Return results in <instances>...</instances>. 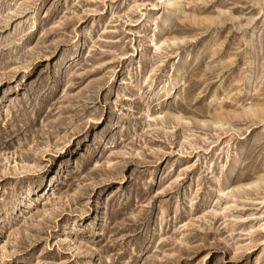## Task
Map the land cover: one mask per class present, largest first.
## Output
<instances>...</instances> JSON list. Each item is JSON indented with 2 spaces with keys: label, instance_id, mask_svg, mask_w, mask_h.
I'll return each instance as SVG.
<instances>
[{
  "label": "rangeland",
  "instance_id": "obj_1",
  "mask_svg": "<svg viewBox=\"0 0 264 264\" xmlns=\"http://www.w3.org/2000/svg\"><path fill=\"white\" fill-rule=\"evenodd\" d=\"M0 264H264V0H0Z\"/></svg>",
  "mask_w": 264,
  "mask_h": 264
},
{
  "label": "bare ground",
  "instance_id": "obj_2",
  "mask_svg": "<svg viewBox=\"0 0 264 264\" xmlns=\"http://www.w3.org/2000/svg\"><path fill=\"white\" fill-rule=\"evenodd\" d=\"M176 94V91L174 92V95Z\"/></svg>",
  "mask_w": 264,
  "mask_h": 264
}]
</instances>
